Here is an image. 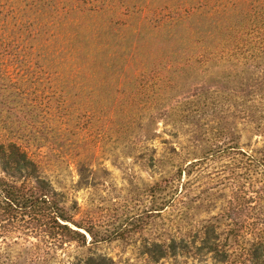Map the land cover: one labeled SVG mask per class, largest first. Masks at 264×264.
Wrapping results in <instances>:
<instances>
[{
    "label": "rangeland",
    "instance_id": "1",
    "mask_svg": "<svg viewBox=\"0 0 264 264\" xmlns=\"http://www.w3.org/2000/svg\"><path fill=\"white\" fill-rule=\"evenodd\" d=\"M185 1L0 13V177L44 181L86 239L0 210V264H228L262 252L264 58L207 44L228 23L197 32L177 16ZM13 152L30 164L10 168ZM160 243L185 249L161 258Z\"/></svg>",
    "mask_w": 264,
    "mask_h": 264
},
{
    "label": "trees",
    "instance_id": "2",
    "mask_svg": "<svg viewBox=\"0 0 264 264\" xmlns=\"http://www.w3.org/2000/svg\"><path fill=\"white\" fill-rule=\"evenodd\" d=\"M73 3L74 0H0V13L12 12L15 15L22 8L33 15L38 10L45 13L48 9L45 6H48L51 7V13L60 19L69 12V6ZM177 8H181L178 10V18H185L187 24L197 32H204L206 36L212 35L211 29L206 27L208 22L228 23L223 27L216 25L214 35L211 40L206 41L207 44L249 51L253 59L264 58V0H186L185 6L180 4ZM10 158L14 165L9 167L15 171L30 164L24 153L13 152ZM0 210L25 212L31 221L40 224L39 228L48 236L56 234L83 245L86 242L84 234L79 231L81 226L64 214L56 199L49 195L44 181L37 185H27L25 182L18 185L16 182L8 183L4 177H0ZM70 224H75L77 228L74 229ZM181 245L176 247L160 243L157 245L158 256L165 258L174 255L177 248L183 254L185 246ZM263 249L259 253L258 250L253 252L248 259L228 260V264H247V261L249 264H264ZM209 250L216 252V247L211 245ZM224 260L213 257L212 264H223Z\"/></svg>",
    "mask_w": 264,
    "mask_h": 264
}]
</instances>
